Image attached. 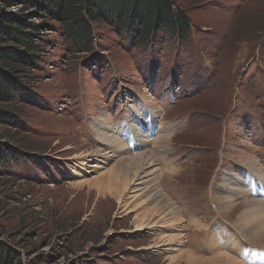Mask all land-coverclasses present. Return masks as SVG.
Listing matches in <instances>:
<instances>
[{"label": "rangeland", "instance_id": "374dc122", "mask_svg": "<svg viewBox=\"0 0 264 264\" xmlns=\"http://www.w3.org/2000/svg\"><path fill=\"white\" fill-rule=\"evenodd\" d=\"M177 2L191 21L183 44L160 34L135 47L103 23L90 53L71 52L58 30L43 35V62L12 108L18 123L0 125L26 145L0 169V237L22 264H186V250L193 264L218 251L264 264L249 259L264 255V235L240 221L250 199L263 213L249 217H264V0ZM148 150L153 169L174 170L156 185L172 217L155 210L149 164L110 172ZM247 170L251 185L225 178Z\"/></svg>", "mask_w": 264, "mask_h": 264}, {"label": "trees", "instance_id": "16d2710c", "mask_svg": "<svg viewBox=\"0 0 264 264\" xmlns=\"http://www.w3.org/2000/svg\"><path fill=\"white\" fill-rule=\"evenodd\" d=\"M95 23L131 37L135 47L150 45L160 34L165 43L183 44L191 29L177 0H0V125L18 123L12 108L43 62L49 47L43 35L58 30L71 52L90 53ZM21 140L18 133L0 131V169L20 156L26 146ZM13 244L0 237V264H22Z\"/></svg>", "mask_w": 264, "mask_h": 264}, {"label": "bare ground", "instance_id": "6f19581e", "mask_svg": "<svg viewBox=\"0 0 264 264\" xmlns=\"http://www.w3.org/2000/svg\"><path fill=\"white\" fill-rule=\"evenodd\" d=\"M140 101V100H139ZM138 101V102H139ZM139 106L141 107H146L147 109H151L153 110V107H152V104H147L145 102H140L139 103ZM103 115V117H102ZM106 113H101L99 114L98 116V119H97V123L99 124V126H101V130H103V126L108 124V120H107V117H105ZM156 116V115H155ZM145 118V117H144ZM157 118V116H156ZM146 120V119H145ZM158 120V119H157ZM155 121V120H154ZM141 122V121H140ZM159 122V120H158ZM157 122V123H158ZM148 123V122H147ZM136 124V123H135ZM158 125V124H157ZM123 127V126H122ZM131 127V126H130ZM143 126H141L140 128H142ZM149 127V126H148ZM147 127V128H148ZM151 127V126H150ZM159 127V125H158ZM100 128V127H99ZM105 128V127H104ZM136 129V128H135ZM156 129V128H155ZM143 130V129H142ZM149 130V129H148ZM151 130V129H150ZM156 131V130H155ZM154 131V132H155ZM98 132H99V129H98ZM135 132V131H134ZM144 132V131H143ZM100 133V132H99ZM127 133V131H126ZM101 137L103 136L104 137V141H106V143H110V145H112V147L114 146V144H117V146H115L117 148V151L119 148H121L120 146V142H114L113 139H111L110 137H108L106 134H103L100 133ZM135 134V133H134ZM137 135L141 134L140 132H137L136 133ZM135 136V135H134ZM149 136V135H148ZM150 137V136H149ZM140 138V136H139ZM169 140H168V137H165L163 136V139L161 140V142L163 143H167ZM122 143V142H121ZM146 143V141H145ZM145 143H137L138 146L140 144V146H145ZM135 144V143H134ZM154 149V148H153ZM156 149V148H155ZM150 150L146 151V152H138V153H135L133 156H131L130 159H127V158H121L119 160L120 163L124 162V161H127V162H124L125 164L122 166L118 161V163L116 165H114L111 169H110V172H115V171H118L119 170V166H121V169L124 171L123 173H129L131 171H133V169L136 170L137 169H141L142 165L144 164H149V166L152 168L153 167V162L155 161L156 157L153 155V151L152 152H149ZM160 158V157H159ZM252 162V161H251ZM249 162L251 165L252 163ZM144 167V166H143ZM256 167V166H255ZM254 166L252 167V169H256ZM120 169V170H121ZM150 169V168H149ZM143 173V169L141 170ZM145 171V170H144ZM248 173H245V175L243 176V179H241L240 181L237 182V180L234 178V177H231L229 178V176L227 174H225V178L226 180L228 181H232L231 184H233V186H245V185H251L254 183V180L255 177L253 176V172L252 171H249L247 170ZM174 172V170H170V171H166V173L160 171V170H157V169H151L150 171L147 172V174L145 173L144 175V178H148L146 181L147 184H150L148 186V188H150V190L152 191V198H153V201H155V210H157V212L161 211H165L167 210L168 208H171L168 212L173 215H176L175 212H176V208L174 206H170L169 204V201L167 200L168 198L163 195V193L159 190H157L156 188V185L158 183V176H162L163 174H167V177L172 175ZM255 172V171H254ZM135 174V173H134ZM228 176V177H227ZM262 177V175H260ZM171 177V176H170ZM239 180V179H238ZM246 181V182H243ZM259 180V179H258ZM261 182L262 184H264V177L261 179ZM245 184V185H244ZM256 185V184H255ZM264 185H262L261 187H263ZM231 189H233L231 187ZM258 190V189H257ZM243 191V190H242ZM245 193V192H244ZM249 194V193H246V195ZM258 195V193H257ZM151 198V199H152ZM249 198V197H248ZM256 199H259V198H256ZM248 200V199H247ZM263 201V200H262ZM247 202V201H246ZM258 201H254V199H250L248 201V207L249 208H245L242 212V216H241V219L240 221L242 220L243 216L245 219L244 221L241 222V226L243 228H247V226L249 225V228L248 230L249 231H253L252 235L249 233V237L254 239L255 237H259L264 235V217H260V216H255V217H249V215H253L255 213V211L259 212V213H263V211H260L261 210V205H259V202L256 203ZM152 203V202H151ZM154 203V202H153ZM172 205V204H171ZM231 206V205H230ZM247 206V205H246ZM226 207V206H225ZM224 208H222V212L224 213H227L229 212V210H223ZM227 209V208H226ZM226 211V212H225ZM248 212V213H247ZM162 214V213H161ZM168 215V214H167ZM171 215V217L173 216ZM166 216V215H165ZM260 217V218H259ZM256 218V219H255ZM257 231V233H256ZM255 233V235H254ZM223 235V234H221ZM223 237V236H222ZM222 239V238H221ZM216 252V251H215ZM186 264H193V262L191 261V259H194V260H198L200 259V257L194 255V253H192L190 250H186ZM183 255V254H182ZM207 260V259H206ZM212 261V264H240V262H238L237 260H235L233 257L231 256H228L227 254H225L224 252H217L214 257L211 258ZM198 263V262H197ZM201 263V262H200Z\"/></svg>", "mask_w": 264, "mask_h": 264}]
</instances>
